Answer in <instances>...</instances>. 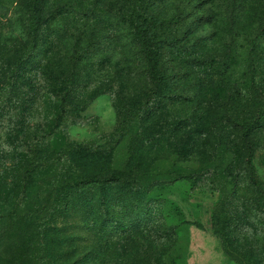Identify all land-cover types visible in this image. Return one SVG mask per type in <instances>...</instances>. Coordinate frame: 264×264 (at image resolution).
Returning a JSON list of instances; mask_svg holds the SVG:
<instances>
[{
	"label": "rangeland",
	"instance_id": "374dc122",
	"mask_svg": "<svg viewBox=\"0 0 264 264\" xmlns=\"http://www.w3.org/2000/svg\"><path fill=\"white\" fill-rule=\"evenodd\" d=\"M31 1L0 0V264H264V0H144L168 44L150 99L165 105L118 144L112 168L136 184L108 198L118 221L160 215L169 240L153 225L110 240L85 206L99 189L74 190L78 162L56 159L105 144L154 90L129 2Z\"/></svg>",
	"mask_w": 264,
	"mask_h": 264
},
{
	"label": "trees",
	"instance_id": "16d2710c",
	"mask_svg": "<svg viewBox=\"0 0 264 264\" xmlns=\"http://www.w3.org/2000/svg\"><path fill=\"white\" fill-rule=\"evenodd\" d=\"M128 7V25L132 31L133 39L141 45L142 52L144 54V63L146 70L154 82V90L146 99L143 105H132L125 112L119 126L116 127L115 131L109 134V137L105 144L100 146L83 145L78 143H69L57 156V164H64L65 160H75L78 162L73 167L76 172L70 173L74 177V190L84 191L85 189L98 188L101 195L100 207L94 206V199L85 200V206L92 216L94 225L104 226V229L108 231V237L111 238L119 235V237L131 238L137 237L142 233L148 231L154 226L152 231L154 236L160 240L171 239L175 237L176 227L172 225H165L160 221V215L153 213L147 217L131 216L130 218H124L120 221L116 220L111 216V206L115 204L116 200L120 203L121 197H117L110 201L108 198L115 190L128 189L133 190L132 184H136V179L133 176L127 174L126 170L112 168L113 155L118 144L128 133V129L133 126L132 124L139 119H145V124H148L154 112L158 108H163L165 105L163 102H159L157 107H152L150 99H158L161 92L162 85L166 83L169 75V63L165 59L168 54L167 43L164 37L160 35L162 26L155 25L153 16L148 11V6L144 0H127ZM32 9L31 14L35 15L40 8L38 0L31 1ZM160 30V31H159ZM62 103L66 104V98L62 99ZM140 121V120H139ZM252 122L248 121L243 124L245 127V136L247 135V129L250 127ZM146 128V127H145ZM147 129V128H146ZM96 163V167L101 166L100 170L93 172H79L80 169L88 165L92 166ZM60 168V166H59ZM95 168V166H93ZM96 169V168H95ZM64 174H61V176ZM89 190V191H91ZM137 192V191H135ZM115 200V202H114ZM102 201V203H101ZM99 202V201H98ZM163 203V201H162ZM90 210V211H89ZM108 217L102 221L99 214ZM114 218V219H113ZM118 221V222H117ZM153 225V226H152ZM57 231V230H56ZM55 242H61L64 238L58 231ZM107 234V233H106ZM70 253V252H67ZM64 254H59L56 259L63 261ZM87 260L78 259L72 264H85ZM62 264V263H58Z\"/></svg>",
	"mask_w": 264,
	"mask_h": 264
}]
</instances>
